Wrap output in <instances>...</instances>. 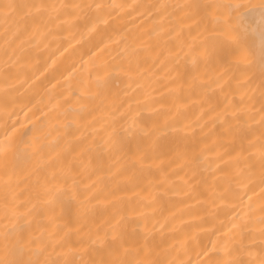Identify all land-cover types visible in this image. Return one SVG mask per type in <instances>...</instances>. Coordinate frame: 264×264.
Segmentation results:
<instances>
[{
    "label": "bare ground",
    "instance_id": "bare-ground-1",
    "mask_svg": "<svg viewBox=\"0 0 264 264\" xmlns=\"http://www.w3.org/2000/svg\"><path fill=\"white\" fill-rule=\"evenodd\" d=\"M230 2L0 0L55 6L42 19L0 8V141L6 127L38 136L0 154V259L21 236L17 256L39 264L114 258L92 241L115 228L133 264H203L214 244L225 264H260L264 0H239L243 74L206 43L204 13L181 7ZM116 34L104 59L122 70L105 74L92 53ZM145 237L151 254L137 252Z\"/></svg>",
    "mask_w": 264,
    "mask_h": 264
},
{
    "label": "snow or ice",
    "instance_id": "snow-or-ice-1",
    "mask_svg": "<svg viewBox=\"0 0 264 264\" xmlns=\"http://www.w3.org/2000/svg\"><path fill=\"white\" fill-rule=\"evenodd\" d=\"M49 6L45 4H16V3H8L0 5V8L23 12L26 16L31 15V10L35 9L36 13L40 15L42 19V14L46 11ZM72 7H79L78 5H72ZM88 7H91L89 5ZM97 9L101 7V5L95 6ZM181 7L187 8L193 16H201V13L204 15L201 16L202 21H207L211 24V28H206L207 32L206 43L211 46L213 50H220L225 53L227 60L226 62L234 71H239L243 74V71L246 67L242 63L246 43H245V32L248 30V25L245 23V10L247 9V5L239 2V0H235V2H230L227 4H199L192 3L183 5ZM215 10V13L209 17V13L211 10ZM261 17L259 21V25L264 32V6H261ZM25 10H28L25 12ZM104 23L107 24V20H96L91 24L90 30H95L97 24ZM122 42V37L119 34H116L114 38L110 37L106 43H100L97 47V52L92 53L93 57H97V53L100 55L97 57L98 64L97 67L101 68L105 74H109L113 70H122V66L120 64L110 65L107 60L104 59V54L110 53L111 49L108 45L111 44H119ZM121 53H117V56H120ZM261 63V81H260V89H261V97L264 98V51L261 52L260 56ZM250 67V64L247 65ZM261 124L264 125V101H262L261 107ZM227 122V108L224 113ZM233 118H235V114H233ZM228 131L232 132L236 136H242V129L234 128L231 124L228 126ZM5 138L3 141H0V154H6L8 151H15L18 149V146L22 145L24 149L32 147L35 151V142L38 139V136H33L31 140H25L24 137L27 135L24 131H19L16 127H11V130H8V127L5 128ZM112 136L118 135L115 130L111 133ZM264 135V133H262ZM116 144V141L113 140V146ZM243 151V150H242ZM261 183H264V144H262V152H261ZM241 162V157H237L236 163L239 164ZM91 239V237H89ZM117 239L120 240V246L123 247L126 243L120 233L114 228L112 234V242H109L107 239V234L105 237L101 238L97 236L96 240H93V243L99 242L102 248H107L110 259H100L93 260L90 264H133L132 261L127 259L120 258V248L112 247V243H114ZM5 240L7 241V235L5 236ZM23 237H18L15 241L12 248H9L8 244L5 243V256L3 259H0V264H39L38 261L33 260H24L17 256V251L22 252L24 248V244L22 243ZM147 249L148 253L151 254L153 251L151 248L147 246V237H145V246L144 248L138 249L139 251H144ZM128 249L124 248V255L128 254ZM199 255V253H198ZM219 251L215 248V244L213 248H210L206 251H203V256L207 259L203 262V264H225L219 259H214V256H218ZM55 264V262H52ZM67 264V262H66ZM136 264H141V262L137 261ZM145 264H164V261L159 258L152 259L150 261L145 262ZM191 264V262H189ZM226 264H244L243 261L238 259H232L226 262ZM260 264H264V259L260 261Z\"/></svg>",
    "mask_w": 264,
    "mask_h": 264
}]
</instances>
